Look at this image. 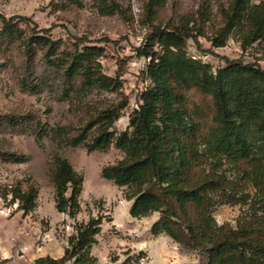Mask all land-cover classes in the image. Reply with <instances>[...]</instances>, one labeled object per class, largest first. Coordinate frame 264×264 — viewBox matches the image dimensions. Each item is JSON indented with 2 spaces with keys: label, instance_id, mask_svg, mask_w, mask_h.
I'll use <instances>...</instances> for the list:
<instances>
[{
  "label": "trees",
  "instance_id": "1",
  "mask_svg": "<svg viewBox=\"0 0 264 264\" xmlns=\"http://www.w3.org/2000/svg\"><path fill=\"white\" fill-rule=\"evenodd\" d=\"M161 3L149 0L148 14ZM221 11L225 23L211 39L214 48L224 47L234 33L243 49L264 41L262 0H229ZM0 21L7 40L22 38L19 23L34 24L29 17L1 13ZM191 22L182 17L164 29L154 26L139 48L140 56L149 60L142 74L150 86L133 99L125 131L116 135L112 129L130 95L66 142L90 153L112 145L123 152V159L103 168L102 177L125 188L133 218L160 214L151 229L154 237L166 235L182 249L202 252L208 264H264V69L226 58V66L214 74L210 65L188 55V41L203 36L199 26L204 23L191 27ZM32 32L23 40L27 61L41 49L46 68L58 73L65 97L123 86V70L116 77L103 73L99 59L104 48L82 43V48L61 51L48 29L34 24ZM190 91L203 97L199 104L190 102ZM92 131L96 133L90 138ZM54 133L62 138L67 131ZM50 178L56 209L75 219L81 212L83 175L67 158L55 155ZM10 193L18 210L28 214L36 208L35 184L13 187ZM223 205L240 206L235 226L217 223L214 212ZM104 219L102 215L77 223L61 258L47 256L35 263L99 264L92 249Z\"/></svg>",
  "mask_w": 264,
  "mask_h": 264
},
{
  "label": "rangeland",
  "instance_id": "2",
  "mask_svg": "<svg viewBox=\"0 0 264 264\" xmlns=\"http://www.w3.org/2000/svg\"><path fill=\"white\" fill-rule=\"evenodd\" d=\"M148 2L0 0L1 14L29 17L38 29L50 31L61 51L82 48V43L99 46L105 50L99 59L103 73L116 77L119 69L125 72L120 89H93L67 98L58 73L46 68L41 49L27 61L23 40L33 34L34 24L19 23L22 38L7 40L0 21V264H36L39 258H54L67 246L77 223L102 215V230L92 249L99 264H208L204 253L182 249L166 235H152L160 214L143 219L130 215L132 202L125 199V188L102 177L103 168L123 159V152L112 145L106 151L90 153L84 146L74 148L66 142L130 95L132 100L112 131L118 135L127 129L133 99L150 86L142 74L149 60L140 56L139 48L147 43L154 26L164 29L182 17L192 21L191 27L204 23L199 26L203 36L188 41V55L210 65L214 74L226 66V58L257 63L264 69V41L243 49L234 33L224 47L212 46L211 39L225 23L221 9L229 6V0H162L151 16L146 10ZM81 38L88 41L81 42ZM155 49H159L157 44ZM188 95L191 103L203 99L194 91ZM60 129L67 131L62 138L54 133ZM55 155L67 158L84 177L81 212L75 219L56 209L50 178ZM31 184L39 190L37 206L26 214L12 202L10 190ZM240 213V206L223 205L215 209L214 216L220 225L235 226Z\"/></svg>",
  "mask_w": 264,
  "mask_h": 264
},
{
  "label": "crops",
  "instance_id": "3",
  "mask_svg": "<svg viewBox=\"0 0 264 264\" xmlns=\"http://www.w3.org/2000/svg\"><path fill=\"white\" fill-rule=\"evenodd\" d=\"M64 255V248H63V252L62 253H60L58 256H56V257H54V258H61L62 256Z\"/></svg>",
  "mask_w": 264,
  "mask_h": 264
},
{
  "label": "built area",
  "instance_id": "4",
  "mask_svg": "<svg viewBox=\"0 0 264 264\" xmlns=\"http://www.w3.org/2000/svg\"><path fill=\"white\" fill-rule=\"evenodd\" d=\"M194 59H196V58H194ZM132 87L135 88V84Z\"/></svg>",
  "mask_w": 264,
  "mask_h": 264
}]
</instances>
